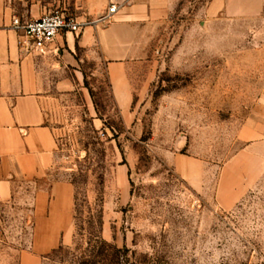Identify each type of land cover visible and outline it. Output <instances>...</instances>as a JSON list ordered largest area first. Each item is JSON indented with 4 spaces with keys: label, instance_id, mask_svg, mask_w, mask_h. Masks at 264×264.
Returning <instances> with one entry per match:
<instances>
[{
    "label": "rangeland",
    "instance_id": "1",
    "mask_svg": "<svg viewBox=\"0 0 264 264\" xmlns=\"http://www.w3.org/2000/svg\"><path fill=\"white\" fill-rule=\"evenodd\" d=\"M72 1L8 4L36 19ZM208 1L182 0L152 58L129 66V105L90 59L54 93L55 177L76 193L74 233L46 264H264V48L208 22ZM26 183L0 206V264L31 246Z\"/></svg>",
    "mask_w": 264,
    "mask_h": 264
},
{
    "label": "crops",
    "instance_id": "2",
    "mask_svg": "<svg viewBox=\"0 0 264 264\" xmlns=\"http://www.w3.org/2000/svg\"><path fill=\"white\" fill-rule=\"evenodd\" d=\"M110 1L73 0L69 10L82 23L97 21ZM181 1L112 0L118 8L111 22L86 26L78 34L61 33L44 52L26 53L12 29L14 9L0 0V206L15 202L24 183L31 185L25 203L32 207V241L19 264H46L74 233L75 186L55 174L60 146L51 114L54 93L72 91L70 76L79 82L82 63L90 59L105 64L119 100L129 105V66L152 58L161 28ZM29 12L19 9L15 17L30 20ZM203 13L208 22H238L264 48V0H209Z\"/></svg>",
    "mask_w": 264,
    "mask_h": 264
},
{
    "label": "built area",
    "instance_id": "3",
    "mask_svg": "<svg viewBox=\"0 0 264 264\" xmlns=\"http://www.w3.org/2000/svg\"><path fill=\"white\" fill-rule=\"evenodd\" d=\"M110 2L107 13L97 21L82 23L77 15L57 10L40 18L30 20L14 17L12 29L17 32L19 37L18 44L24 52L42 53L61 33L78 34L86 26L111 22L112 16L118 7L112 3V0Z\"/></svg>",
    "mask_w": 264,
    "mask_h": 264
}]
</instances>
